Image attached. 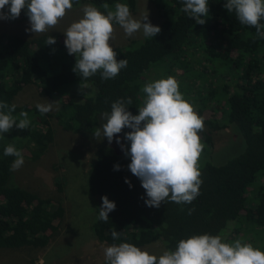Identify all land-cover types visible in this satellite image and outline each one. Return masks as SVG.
Instances as JSON below:
<instances>
[{
	"label": "trees",
	"instance_id": "obj_1",
	"mask_svg": "<svg viewBox=\"0 0 264 264\" xmlns=\"http://www.w3.org/2000/svg\"><path fill=\"white\" fill-rule=\"evenodd\" d=\"M82 1L105 15L103 3L109 4L113 11L116 3L127 4L131 14L136 3V0H79ZM145 1L157 10L160 20L156 26L161 32L153 38L143 37L134 48L112 47L117 60L126 59L128 64L110 80H102L97 72L82 82L72 70L76 57L68 54L63 35L43 34L23 39L14 34H0V102L13 105L14 97L29 85H35L39 95L45 98L54 97L60 90L70 93L68 98L59 99L54 112L45 115L36 107L16 105L13 115L18 117L21 111L27 112L31 120L29 128L22 131L14 127L0 134V249L47 247L56 231L55 223L63 215L58 200L39 197L9 184L15 157L5 156V147L12 144L20 152L26 150L29 159L36 160L52 140L51 119L63 131L93 135L99 116L110 113L111 104L121 98L131 97L133 103L128 105V111L138 115V108L145 99L142 87L172 75L173 61L178 63L182 70L180 77L185 81L193 78L201 86L207 83L202 87L204 92L194 88V82L192 90L190 82L189 87L179 83L185 100L188 96L198 113L207 109V104L214 105L211 109L214 119L205 121L208 129L200 133L204 145L199 158L200 195L191 204L165 201L159 208H150L145 204L147 196L141 181L128 169L130 157L119 156L99 145L90 166L87 192L97 199L98 210L104 196L114 202L116 208L109 213L106 223L97 219V212L91 224L94 238L109 246L130 243L139 248L158 241L166 251L175 250L181 239L201 234H223L224 242L240 240L243 243L239 235L230 238V227L237 232L242 226L244 232L250 234L246 240L250 244L259 231L264 233V39L256 38L255 28L241 25L235 12L229 13L224 8L226 0H208V15L200 17L206 21L203 25L181 11V0ZM73 3H77L76 0ZM4 10L8 11L7 7ZM26 20V10H22L20 16L11 21ZM48 36L56 39L54 45H46ZM195 50L201 51L199 63L225 61L226 72L219 78L211 76L218 80L215 87L210 86L208 80L200 82V77L208 71L203 68L197 72L187 71L188 65L178 61V56L194 55ZM211 72L215 73L213 69ZM82 83L92 85L96 93L75 101L73 89L81 88ZM215 115L221 122H217ZM227 126L236 128L243 150L223 164L202 161L208 154L206 145L210 143V133ZM129 131L123 129V137ZM126 148L130 149L128 141ZM116 165L120 166L119 171L114 170ZM126 179L131 188L125 183ZM189 209H194L191 215ZM113 230L121 232L118 240L112 239Z\"/></svg>",
	"mask_w": 264,
	"mask_h": 264
},
{
	"label": "clouds",
	"instance_id": "obj_2",
	"mask_svg": "<svg viewBox=\"0 0 264 264\" xmlns=\"http://www.w3.org/2000/svg\"><path fill=\"white\" fill-rule=\"evenodd\" d=\"M79 3V0H76ZM181 11L192 18L197 24H205L204 19L209 12L208 0H181ZM7 7L8 11L3 10ZM73 7V0H0V20H15L22 10L30 22V31L34 34L48 32L54 28ZM101 7L106 15L92 5L83 7V17L64 32V44L69 55L76 57L73 72L77 73L82 82L87 81L100 72L102 80L114 79L126 68V59L117 60V54L110 46L114 26L119 25L127 37H132L142 30L144 37L153 38L161 32L158 26L148 21V14L142 20L134 19L127 4L116 3L111 10L109 4ZM224 8L235 12L241 25L256 29V38L264 39V0H226ZM56 39L48 36L46 45H54ZM91 86L82 83L81 88ZM145 94L143 106L138 108V115L128 111L132 105L131 97L121 98L111 104V111L101 114L99 127L94 131L97 139L106 137L108 143L123 129L124 140L130 142V149L116 143L131 163L128 169L141 181L146 192V206L159 208L165 201L178 205L191 204L199 195L202 184L199 170V158L204 145L199 133L204 130V120L195 111L193 105L185 100L179 90L178 81L169 76L146 83L142 89ZM54 103H38L37 110L41 115L49 113ZM16 105L9 106L0 102V134L8 133L14 127L26 130L31 124L29 115L21 111L17 116L13 113ZM2 136V135H0ZM5 156L15 157L10 171L19 170L24 164L22 153L12 144L4 149ZM119 171L120 166H114ZM125 183L129 184L127 179ZM102 199L97 219L109 220V213L116 205L107 196ZM183 211V208H181ZM194 209H189L191 215ZM113 240H118L121 232H111ZM223 234L193 235L181 239L175 250H166L157 256L130 243H120L103 249L105 264H264V251L254 248L250 243L236 240L224 242Z\"/></svg>",
	"mask_w": 264,
	"mask_h": 264
},
{
	"label": "rangeland",
	"instance_id": "obj_3",
	"mask_svg": "<svg viewBox=\"0 0 264 264\" xmlns=\"http://www.w3.org/2000/svg\"><path fill=\"white\" fill-rule=\"evenodd\" d=\"M89 5L85 2L73 3L71 10H67L66 15L59 23L49 29L48 32L41 34H34L26 29L30 28L29 19L23 22L0 20V34H14L23 39H30L43 34L49 35H64L66 29L73 22H77L83 17V7ZM7 12L6 10H3ZM148 14V21L153 26L159 22L157 10L145 0H136L134 13L131 14L134 19L142 20ZM114 32L112 39L109 41L111 47L134 48L139 45L144 35L142 30L135 33L132 37H127L123 29L119 25H113ZM200 50H195L194 55L187 57L178 56L179 62H184L188 65L187 71L197 72L200 68L205 69L209 73H204L200 77V82H211L210 86L218 85V80L211 79V76L221 77L226 72V63L223 60H212L206 63H199L201 57ZM194 56V58H192ZM197 58V60H196ZM199 60V61H198ZM173 61L171 66L172 76L182 87L187 86L190 82V90H192L191 83L194 82L193 87L202 89L206 87L205 83L201 84L197 79L185 81L180 77L178 63ZM197 63H199L197 65ZM212 69L215 73L212 74ZM168 75L166 76L169 77ZM207 81V82H208ZM90 88H75L73 89L74 100L81 101L84 98L93 96L96 89L90 85ZM204 86V87H203ZM203 87V88H202ZM190 95V93H189ZM70 93L66 90H60L57 95L52 98H45L39 95L38 88L35 85H29L22 88V90L14 97L13 103L17 106L27 105L36 107L38 103H54L53 108L49 113L56 110L59 99L61 97L68 98ZM184 97V96H183ZM186 98V97H185ZM216 99V98H215ZM214 99V100H215ZM192 104L188 96L186 99ZM195 111L197 108L192 104ZM198 113L204 120L205 132L208 128L205 121L214 119L213 107ZM101 116L98 119V126L102 123ZM217 122H221V118H217ZM51 127L53 129L52 140L48 144L45 152L36 160H31L27 157L26 150H22L24 158L23 166L17 170L12 171L9 184L20 188L27 189L39 197H48L52 200H58L63 207V215L60 221L55 223L56 231L50 238L47 247L36 249H18L5 250L0 249V264H105L103 249L109 245L98 242L91 231V224L98 212V203L95 197H92L87 192V179L89 175L90 166L94 160V151L99 145L110 148L115 154L124 156L121 146L116 143L119 138L121 143L126 147V141L123 134H117L113 138L111 144L108 143L106 137L97 139L92 134L79 133L78 135L63 131L56 122L51 119ZM199 133L200 140H203L202 134ZM208 154L202 161H209L214 165L223 164L226 160L237 156L243 150L242 139L234 126H227L226 128L210 133V143L206 145ZM228 226V224H227ZM226 226V228H227ZM245 227V226H243ZM237 231V230H236ZM240 226L237 232L234 227L228 228L230 238L238 235L243 238L244 242L250 237L249 233ZM233 243V242H232ZM252 246H257L261 251H264V233L259 231L256 237H252ZM150 254L161 255L165 250L162 243L156 241L145 247L140 248Z\"/></svg>",
	"mask_w": 264,
	"mask_h": 264
}]
</instances>
